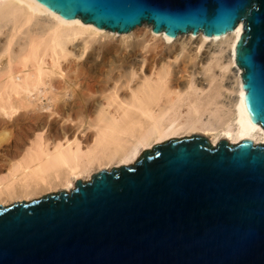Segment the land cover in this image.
Wrapping results in <instances>:
<instances>
[{
  "label": "water",
  "instance_id": "water-1",
  "mask_svg": "<svg viewBox=\"0 0 264 264\" xmlns=\"http://www.w3.org/2000/svg\"><path fill=\"white\" fill-rule=\"evenodd\" d=\"M36 1L117 33L218 37L242 21V104L264 129V0ZM0 264H264V144L172 137L68 191L0 205Z\"/></svg>",
  "mask_w": 264,
  "mask_h": 264
},
{
  "label": "bare ground",
  "instance_id": "bare-ground-1",
  "mask_svg": "<svg viewBox=\"0 0 264 264\" xmlns=\"http://www.w3.org/2000/svg\"><path fill=\"white\" fill-rule=\"evenodd\" d=\"M242 32L240 21L221 36L198 32L191 41V32L170 38L142 23L118 33V44L137 40L145 53L118 58L97 77L81 58L90 39L115 33L36 0H0V203L68 190L93 169L132 164L172 137L264 144V129L242 104L235 64Z\"/></svg>",
  "mask_w": 264,
  "mask_h": 264
},
{
  "label": "rangeland",
  "instance_id": "rangeland-1",
  "mask_svg": "<svg viewBox=\"0 0 264 264\" xmlns=\"http://www.w3.org/2000/svg\"><path fill=\"white\" fill-rule=\"evenodd\" d=\"M104 30H106V29H104ZM110 33L111 34L112 33H115V36L112 35L110 37L111 39H107V40L106 39H101L99 37L97 38V36L95 38L90 39L88 41V46H87V49H86L87 52L81 58L82 61L84 59L87 60L88 65H90L89 66L90 73L92 75H95V76L98 75L97 77H103L105 74L103 75L104 72L102 70H105V71L108 70L109 67H110L109 63H112V62L115 63V62H117L118 58H122V59H126V58H129V59L137 58L138 59L139 56H140V54L145 53V51L143 49H141V47H140L141 46V42L140 41L130 40V42H131L130 45L127 46L126 48H124L123 45L120 44V42L118 44V41H119V38H118L119 36L118 35L120 33L118 34L117 32H111V31H110ZM2 37H3V35L0 36V38H2ZM116 37H117V39H116ZM194 39H195V35L193 34V36L191 38V41H194ZM90 42H92V43H90ZM80 43H82V41L80 39L76 41L75 44H79L78 46L75 47L76 49L78 47H80ZM194 44L195 43L192 42L191 44H189V46L194 47L193 46ZM75 48H74V50H75ZM173 50H174V48H173ZM173 50H171V52H169L170 53V58H171L170 60L171 61L173 60L172 57H171ZM204 51H206V46L204 48H202L201 54ZM73 53H74V51H73ZM149 53L151 54L152 51H146V54L147 55H149ZM75 57H76L75 54H72L70 58L71 59H76ZM90 57H91V59H90ZM88 58H89V60H88ZM178 59H179V61H178ZM181 60H182V57H178L176 59V61H175L176 62L175 64H177V65L180 64L181 63ZM89 61H92V62H89ZM111 68L113 69V67H111ZM114 72H115V69L112 70V73L111 74H113ZM184 136H187V135H184ZM109 169L110 168H108V170ZM96 171H98V169H93L92 171L89 172V175L88 176L85 177L83 175L82 178H80V179L83 180V181H87V180L90 179L91 174L94 173V172H96ZM74 183H75V181H74ZM70 189H68V190H70ZM57 190H61V188H58L57 187L56 189H51L49 191H46V190L41 191V192L37 193L36 195H32V196H34L33 198L31 196L28 199H19V200L12 199V200H7L8 202L7 201L1 202L0 205L6 206V205L12 204L13 202H16V201H21V200L28 201V200L35 199V197L36 198H40L44 194H47V193H50V192H54V191H57ZM68 190H66V191H68ZM2 203H4V204H2Z\"/></svg>",
  "mask_w": 264,
  "mask_h": 264
}]
</instances>
